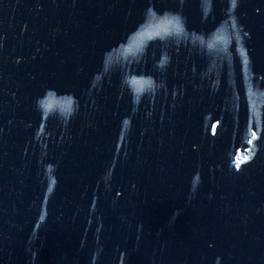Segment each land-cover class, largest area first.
Listing matches in <instances>:
<instances>
[{"label":"water","instance_id":"obj_1","mask_svg":"<svg viewBox=\"0 0 264 264\" xmlns=\"http://www.w3.org/2000/svg\"><path fill=\"white\" fill-rule=\"evenodd\" d=\"M0 264H264V0H0Z\"/></svg>","mask_w":264,"mask_h":264}]
</instances>
